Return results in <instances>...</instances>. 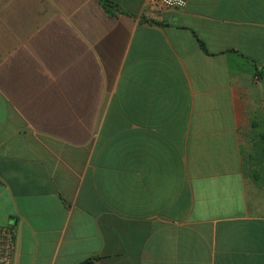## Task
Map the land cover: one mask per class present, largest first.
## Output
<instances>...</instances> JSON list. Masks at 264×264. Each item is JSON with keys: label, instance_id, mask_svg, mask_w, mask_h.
Instances as JSON below:
<instances>
[{"label": "crops", "instance_id": "crops-1", "mask_svg": "<svg viewBox=\"0 0 264 264\" xmlns=\"http://www.w3.org/2000/svg\"><path fill=\"white\" fill-rule=\"evenodd\" d=\"M108 1L0 0L12 264H264V0Z\"/></svg>", "mask_w": 264, "mask_h": 264}, {"label": "built area", "instance_id": "built-area-1", "mask_svg": "<svg viewBox=\"0 0 264 264\" xmlns=\"http://www.w3.org/2000/svg\"><path fill=\"white\" fill-rule=\"evenodd\" d=\"M162 8L182 9L187 0H153ZM14 252V237L12 231L7 227H0V264H12Z\"/></svg>", "mask_w": 264, "mask_h": 264}, {"label": "trees", "instance_id": "trees-1", "mask_svg": "<svg viewBox=\"0 0 264 264\" xmlns=\"http://www.w3.org/2000/svg\"><path fill=\"white\" fill-rule=\"evenodd\" d=\"M104 6H113L114 4L111 1L108 0H101ZM260 75V72L258 73Z\"/></svg>", "mask_w": 264, "mask_h": 264}]
</instances>
